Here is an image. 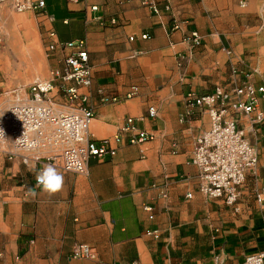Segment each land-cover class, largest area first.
I'll return each mask as SVG.
<instances>
[{
  "label": "crops",
  "instance_id": "1",
  "mask_svg": "<svg viewBox=\"0 0 264 264\" xmlns=\"http://www.w3.org/2000/svg\"><path fill=\"white\" fill-rule=\"evenodd\" d=\"M44 1L45 15L28 12L41 41L47 40L48 27L57 40L85 41L92 82L80 90L93 110L90 136L111 137L133 117L153 138L130 144L124 135L113 156L89 158L85 174L65 172L56 161L52 165L64 182L54 193L36 183V173L51 164L52 149L30 152L27 163L0 152V264H235L264 249V205L255 200L264 189V123L251 131L242 119L258 161L240 187L235 211L197 188L193 140L208 128V114L194 107L180 121L188 108L186 93L205 95L226 83L228 49L248 67L250 80L264 85V24L242 22L244 16L237 15L242 0H154L160 8L169 4L172 15L153 13L141 0ZM14 12L0 3V78L33 69L39 61L35 55L32 64L33 47L18 34L24 27L13 29ZM173 21L178 29H172ZM188 31L202 37L199 47L183 41ZM18 49L24 51L22 60ZM68 53L48 52L50 74L64 67ZM176 53L185 57L182 67ZM59 82L55 79V88ZM132 86L137 94L125 98ZM99 89L118 101L101 103ZM55 97L62 101V93ZM259 105L264 110V97ZM149 106L156 116L141 119ZM154 230L157 237L147 233ZM76 244L92 246L96 257H71Z\"/></svg>",
  "mask_w": 264,
  "mask_h": 264
},
{
  "label": "built area",
  "instance_id": "2",
  "mask_svg": "<svg viewBox=\"0 0 264 264\" xmlns=\"http://www.w3.org/2000/svg\"><path fill=\"white\" fill-rule=\"evenodd\" d=\"M0 3H6L20 13L46 14L44 0H0ZM141 3L153 13L164 11L172 15L169 4L160 8L154 0H141ZM240 5L244 6V3L240 2ZM91 9L96 10L97 6H92ZM47 19L52 21L53 17L48 16ZM178 28L179 22L173 21L172 29ZM46 37L47 52L56 49L69 50L64 58V67L52 71L48 79H35L29 84L25 97L16 95L15 101L7 109L0 111V128L5 131V139H0V152L8 159L19 155L23 163H27L30 152L50 148L53 154L47 160L51 164L57 161L58 166L65 172L85 174L88 159L113 156L124 135L130 144L153 138L152 133L135 125V118L127 117L115 135L94 140L88 132L93 110L87 104V94L80 90L89 87L92 82L85 41L57 40L51 27L46 29ZM133 38L131 36L129 40ZM141 38L146 39L148 35L142 34ZM183 41L190 48H195L202 44V37L197 31H188ZM226 53L229 63L226 83L216 85L205 95H196L191 91L186 93L185 102L188 108L180 121L194 107L208 114V128L197 134L193 140L191 163L198 169L197 188L205 197L220 199L236 211L240 187L246 174L255 170L258 161L257 151L247 137L242 119L248 120L251 131H256L264 123V110L259 105L260 99L264 97V85H257L250 80L249 70L239 66L232 50L228 49ZM184 59L182 53H176L175 62L178 67L183 66ZM55 79L60 80L57 88L54 85ZM58 93H62V101L55 100ZM136 94L137 87L132 86L125 98L134 97ZM97 97L101 103L118 101L117 96L107 94L101 89L97 90ZM156 113L155 107L149 106L146 115L140 118L155 117ZM38 158L39 156H35L34 160ZM186 197L190 198L191 193H187ZM255 200L264 205V189L255 194ZM143 209L149 213L148 217L151 219V207L145 205ZM147 233L158 236L157 230ZM71 257L93 259L96 252L90 245L76 244L71 250ZM235 264H264V249L246 255L242 262Z\"/></svg>",
  "mask_w": 264,
  "mask_h": 264
},
{
  "label": "rangeland",
  "instance_id": "3",
  "mask_svg": "<svg viewBox=\"0 0 264 264\" xmlns=\"http://www.w3.org/2000/svg\"><path fill=\"white\" fill-rule=\"evenodd\" d=\"M241 2L246 3L247 5L240 7L239 2H237V15L240 17L244 16L242 22H244L245 25L261 26L264 24V18L261 17V15L264 16V0H242ZM248 3L251 4L248 6ZM13 15V29L22 25L24 27V32L18 34H21V37L23 35L22 39L24 38L25 44L28 42L27 47H33V49H31L33 54L29 53L32 57V64L35 65V55L39 58V61L33 69L29 68L27 70H20L19 72L9 71L7 74H4L8 77L0 78V111L7 109V107L15 101L16 95L25 97L26 93H28L27 88L29 84L35 79H48L50 76L47 67L48 52L46 50L45 42L41 41L40 37L31 25L33 23V19L29 17L28 12H14ZM24 35H26V37ZM3 49L4 47H0V52L3 51ZM10 57L14 59L16 58V55L14 53H10ZM239 66L249 70L245 64H239ZM0 77H2L1 72ZM6 101L7 103L9 102V104L3 106Z\"/></svg>",
  "mask_w": 264,
  "mask_h": 264
},
{
  "label": "clouds",
  "instance_id": "4",
  "mask_svg": "<svg viewBox=\"0 0 264 264\" xmlns=\"http://www.w3.org/2000/svg\"><path fill=\"white\" fill-rule=\"evenodd\" d=\"M0 139H5V131L0 128ZM36 180L45 192L54 193L61 189L64 177L52 164H47L36 173Z\"/></svg>",
  "mask_w": 264,
  "mask_h": 264
},
{
  "label": "bare ground",
  "instance_id": "5",
  "mask_svg": "<svg viewBox=\"0 0 264 264\" xmlns=\"http://www.w3.org/2000/svg\"><path fill=\"white\" fill-rule=\"evenodd\" d=\"M18 52H21L20 53V59L22 60L23 59V55H24V51L23 50L21 51V49H18Z\"/></svg>",
  "mask_w": 264,
  "mask_h": 264
}]
</instances>
